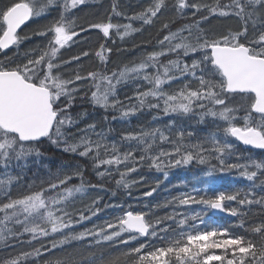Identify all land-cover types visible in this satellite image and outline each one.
<instances>
[{"label": "snow or ice", "instance_id": "snow-or-ice-1", "mask_svg": "<svg viewBox=\"0 0 264 264\" xmlns=\"http://www.w3.org/2000/svg\"><path fill=\"white\" fill-rule=\"evenodd\" d=\"M88 3L0 0V53L16 49L15 59L5 55L0 60V244L14 248L40 242L31 251L9 254L0 264H27L30 257L39 259L89 237L97 245L138 242L123 253L124 264H264V219L248 221L244 210L253 204L264 208V195L254 191L257 186L264 189V159L239 155L234 143L264 150V0H149L147 7L130 16L121 10L120 0H112L105 21L100 22L76 15ZM53 11L56 17L32 32L46 38V43L21 57L20 45L31 39L20 34L22 26L46 19ZM167 12L176 19L161 20ZM114 18L127 23H114ZM213 18L235 20L236 25L224 30L206 28ZM177 19L186 22L173 29ZM157 21L158 34H164L158 35L156 47L136 61L109 70L113 49L108 42L115 43L114 36L123 42ZM137 22L139 27L134 26ZM92 30L105 41L98 43L94 53L87 47ZM74 46L80 50L65 59L63 52ZM93 55L103 67L86 70L84 61ZM129 86H134L132 95L121 99V90ZM89 93L93 107L119 113V119L148 110L194 117L200 124L211 121L215 131L193 141L195 133L177 128L173 121L165 130L140 128L122 133L119 142H108L95 123L79 127L82 114L74 113V105L78 97ZM104 119L108 121V116ZM45 141L87 160L102 179L115 170L120 177L116 185L124 189L137 183L128 177L142 167L162 173L166 180L170 169L191 164L210 165L209 177L217 171L237 170L252 188L243 193L212 186L207 191L194 188L155 205L171 209L163 215L129 210L102 226L76 233L73 226L91 218L86 212L100 211L99 198L84 208H77L76 200L97 185L85 183L80 164L72 166L71 173L59 172L38 186L26 183L24 169L31 160L41 158ZM74 177L80 183L69 186ZM160 183L157 180L156 187L143 195L151 197ZM22 184L23 193L14 196L13 186ZM197 204L202 206L200 211H182ZM209 209L240 217L244 234L228 227H200ZM44 264L96 262L68 254ZM99 264H120V259L101 257Z\"/></svg>", "mask_w": 264, "mask_h": 264}, {"label": "trees", "instance_id": "trees-1", "mask_svg": "<svg viewBox=\"0 0 264 264\" xmlns=\"http://www.w3.org/2000/svg\"><path fill=\"white\" fill-rule=\"evenodd\" d=\"M112 2V0H110ZM149 0H120L121 10L126 15H132L134 12L140 11L142 8L147 7ZM128 9V10H127ZM104 9L95 8L90 5L83 7L82 11H77L76 15L83 17L86 16L91 22H98L103 17ZM79 12V13H78ZM81 14V15H80ZM57 13L53 11L46 19L41 18L37 21H31L27 26L24 27L22 31V36L27 34L31 37L30 40H25L19 48V55L22 57L23 54L35 48L37 45H42L46 43V38L40 36H33L32 32L34 29L39 28L40 26L49 23L53 18H55ZM53 16V17H52ZM170 18L176 19L172 16L171 12L165 13L164 17H161V20L168 21ZM186 21L177 19V23L172 25L173 29L176 27L182 26ZM235 20H225V19H216L213 18L205 27L213 30H224L225 28L232 26L235 27ZM134 26L139 27L137 22ZM160 21L154 26H144V30L140 33H137L132 37V39L122 47H116L113 49V52L110 55V62L108 64L109 70H114L117 67V62H121L122 66L124 64L130 63L132 61L138 60L146 51H151L156 47V40L162 38L164 33L158 34V29L160 28ZM100 34L97 30H92L87 39L90 43L87 45L92 52L94 53L98 47V43H104L105 41L99 39ZM110 41L108 42V46ZM130 47V48H129ZM73 50V51H72ZM80 49L78 47H73L67 51L64 55V58H70L71 55L78 52ZM141 51V52H140ZM8 57L15 59L16 49L13 48L10 51L4 53ZM3 59V60H4ZM91 64V65H90ZM116 64V65H115ZM75 67V65H73ZM100 61H98L93 55L92 59L84 61V68L86 70H96L102 68ZM71 68L68 69L71 72ZM177 84H173L172 87H177ZM134 86L125 87L120 92L121 99L124 98L125 94L132 95ZM90 96L80 98L78 97L74 105V113L82 114V119L79 124L80 128H84L87 124L95 123L97 125V130L103 129L107 135L108 142L116 141L119 142L122 133L129 131H138L140 128H154L159 127L162 130H165L166 126L171 122L175 121L177 128H184L188 131H193L195 135L192 137L193 141L207 135L210 132L215 131V126L211 121H206L204 124L198 123L196 118L188 117H177L172 116H160V113L155 111L145 110L143 112H138L136 115L128 117L126 119H119V113H113L105 111L98 107H93L90 102ZM105 115L108 116V121H105ZM116 115L117 120L112 121L111 117ZM154 117H158L154 119ZM109 129L111 131L109 132ZM75 131V129H73ZM95 138V137H94ZM236 145V151L239 155L244 157L251 156L255 159H264V152L261 151H251L234 141ZM118 147H126V145H120ZM165 147H168L165 145ZM40 150L42 153L41 158L31 160L29 162L28 168L24 169L25 173V182L26 183H35L37 186L41 181H46L54 177L59 172L71 173L73 167L76 164H80L82 168L85 169L84 181L85 183H91L97 185L95 188H89L85 195L76 200L77 208H84L90 206L92 201L96 198H99V203L96 205L100 211L96 215H91L90 212H86V215H89L91 218L80 223H77L73 226V232H81L85 229H93L98 226L104 225L108 221L115 220L116 217L122 216L126 211L133 212H144L152 215H163L167 212H170V208H156L155 205L163 204L164 201L170 199L171 197L177 196L182 192H188L192 189H201L207 191L209 186L214 187L216 190H225V191H235L239 190L242 193L246 192L248 189L252 188V183L243 179L239 176L237 170H228L224 173L219 171L215 172L213 176L209 177L206 175L209 170L210 165L204 164H191L188 166H182L169 170V176L165 180L162 173H158L154 170H149L146 166L140 168L137 172L132 173L128 179L137 181L136 184L132 185L129 189H124L116 185V180L120 179L118 173L113 170V174L106 179H102L95 174V171L91 168L90 163L71 153H65L61 148L56 147L48 141H45L41 146ZM215 163V161H212ZM67 166V167H66ZM123 171V168L120 169ZM143 178V182L140 180ZM160 180L161 183L157 188L156 192L151 197H145L144 192L149 191L152 187H156V181ZM80 179L74 177L70 182L69 186L78 185ZM259 182L257 181V184ZM46 186V185H45ZM24 191L23 184L21 186H13L12 193L14 196L22 194ZM257 196L264 195V189H261L257 186L254 189ZM211 195V192H207ZM232 206H236L234 203ZM202 209L201 205H192L188 208L182 209V211L187 212L188 214L200 211ZM248 212L247 219L248 221L264 219V208L259 205L253 204L251 206H246L244 209ZM204 224L200 227H213L221 226L228 227L233 232L237 234H244V229L239 227L240 217L232 218H218L212 214V210H207L206 214L203 217ZM60 239L59 236L56 237ZM27 239V238H25ZM51 239V238H49ZM15 243V242H13ZM44 243L50 247L49 241L45 240ZM138 242L134 241L129 245H123L120 243L113 242H102L97 245L92 240L91 237L84 241H73L70 244L64 245L62 248L52 250L51 252L45 253L39 259L35 257H30L27 264H44V261L54 258H63L68 254L76 256L78 259L87 258L88 260H95L96 264H99L100 258L105 259H120V264H124L125 253L128 248L135 246ZM33 247H40L39 241H33L32 244L24 243L23 245L16 244L13 247H5L0 244V259L6 258L9 254L15 255L20 251H31ZM43 251V249H42Z\"/></svg>", "mask_w": 264, "mask_h": 264}, {"label": "rangeland", "instance_id": "rangeland-1", "mask_svg": "<svg viewBox=\"0 0 264 264\" xmlns=\"http://www.w3.org/2000/svg\"><path fill=\"white\" fill-rule=\"evenodd\" d=\"M103 5V7H100V5ZM110 4H111V2H110V0H96V1H92V0H89V3H88V5H90V6H92V7H95V8H102V9H104V11L102 12L103 13V15L101 14V16L103 17L101 20H99L98 22H100V21H105V17H106V10L107 9H109L110 8ZM113 22L114 23H116V22H120V23H127V21L126 20H124V19H122V18H114L113 19ZM100 35H102L101 33H99ZM134 35H136V34H134ZM133 35V36H134ZM132 39V37L131 38H126V40L125 41H121L118 37H113V40L115 41V43H112L111 41H110V45H109V47H111L112 49H116V47H122V46H124V45H127V43L130 41ZM67 51H69V50H66V51H64L63 52V54H65ZM139 59V58H138ZM98 60V59H97ZM99 61V60H98ZM116 65V64H115ZM117 65H120L121 67H122V63L121 62H117ZM89 96H90V93H89ZM90 98V97H89ZM119 116V115H118ZM160 116H165V115H163L162 113H160ZM168 116H172V115H168Z\"/></svg>", "mask_w": 264, "mask_h": 264}, {"label": "water", "instance_id": "water-1", "mask_svg": "<svg viewBox=\"0 0 264 264\" xmlns=\"http://www.w3.org/2000/svg\"><path fill=\"white\" fill-rule=\"evenodd\" d=\"M29 24V23H28ZM25 26H22V29L24 28ZM239 145H241L242 147L248 149V150H251V151H261V152H264V150L262 149H256V148H252L251 146H246V145H243L241 144L240 142L236 141ZM212 213L215 217H218V218H232V216H229L227 215L226 213H222V212H219L218 210H212Z\"/></svg>", "mask_w": 264, "mask_h": 264}, {"label": "flooded vegetation", "instance_id": "flooded-vegetation-1", "mask_svg": "<svg viewBox=\"0 0 264 264\" xmlns=\"http://www.w3.org/2000/svg\"><path fill=\"white\" fill-rule=\"evenodd\" d=\"M24 29V28H23ZM23 29L21 30V35H22V31ZM10 51V50H7V52ZM4 59V53H0V60H3Z\"/></svg>", "mask_w": 264, "mask_h": 264}, {"label": "bare ground", "instance_id": "bare-ground-1", "mask_svg": "<svg viewBox=\"0 0 264 264\" xmlns=\"http://www.w3.org/2000/svg\"><path fill=\"white\" fill-rule=\"evenodd\" d=\"M128 10V9H127ZM79 13V12H78ZM81 15V14H80ZM56 16V15H55ZM79 16V15H78ZM83 16H84V13H83ZM53 17V16H52ZM100 39V38H99ZM119 48V47H118ZM130 48V47H129ZM73 51V50H72ZM141 52V51H140ZM91 65V64H90Z\"/></svg>", "mask_w": 264, "mask_h": 264}]
</instances>
